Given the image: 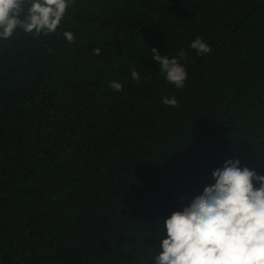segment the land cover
<instances>
[{
  "label": "trees",
  "instance_id": "16d2710c",
  "mask_svg": "<svg viewBox=\"0 0 264 264\" xmlns=\"http://www.w3.org/2000/svg\"><path fill=\"white\" fill-rule=\"evenodd\" d=\"M229 158L264 174V0H73L55 33L0 39L2 264H151Z\"/></svg>",
  "mask_w": 264,
  "mask_h": 264
},
{
  "label": "clouds",
  "instance_id": "9594fccd",
  "mask_svg": "<svg viewBox=\"0 0 264 264\" xmlns=\"http://www.w3.org/2000/svg\"><path fill=\"white\" fill-rule=\"evenodd\" d=\"M72 3L73 0H0V39H10L18 28L33 37L55 33ZM63 35L70 44L75 43L72 32L65 31ZM190 47L198 55L212 50L199 36ZM93 53L100 55V48H94ZM151 53L166 81L183 88L188 77L179 59L162 55L154 46ZM178 55L186 60L184 51ZM131 79L140 81L135 69ZM109 87L116 92L123 90L116 80L110 81ZM162 102L178 106L175 96L163 97ZM211 175L212 182L205 184L202 191L190 199L181 197L182 207L162 223L157 222L160 245L151 264H264V174L241 167L239 158H229L222 167L213 168Z\"/></svg>",
  "mask_w": 264,
  "mask_h": 264
},
{
  "label": "water",
  "instance_id": "95a60500",
  "mask_svg": "<svg viewBox=\"0 0 264 264\" xmlns=\"http://www.w3.org/2000/svg\"><path fill=\"white\" fill-rule=\"evenodd\" d=\"M0 264H2L1 258H0Z\"/></svg>",
  "mask_w": 264,
  "mask_h": 264
}]
</instances>
